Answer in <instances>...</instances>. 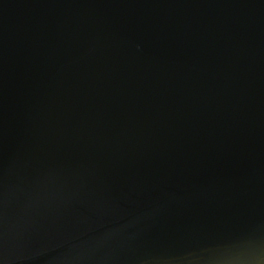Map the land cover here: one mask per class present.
I'll return each instance as SVG.
<instances>
[{
    "label": "water",
    "instance_id": "95a60500",
    "mask_svg": "<svg viewBox=\"0 0 264 264\" xmlns=\"http://www.w3.org/2000/svg\"><path fill=\"white\" fill-rule=\"evenodd\" d=\"M0 264H264V0H0Z\"/></svg>",
    "mask_w": 264,
    "mask_h": 264
}]
</instances>
